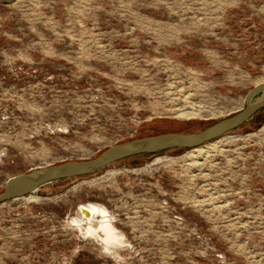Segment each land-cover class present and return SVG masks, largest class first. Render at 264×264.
<instances>
[{
  "label": "rangeland",
  "instance_id": "obj_1",
  "mask_svg": "<svg viewBox=\"0 0 264 264\" xmlns=\"http://www.w3.org/2000/svg\"><path fill=\"white\" fill-rule=\"evenodd\" d=\"M263 80L264 0H0V191L38 165L202 129ZM202 145L1 203L0 264H264V108ZM89 203L122 240L93 230L100 214L76 220Z\"/></svg>",
  "mask_w": 264,
  "mask_h": 264
},
{
  "label": "water",
  "instance_id": "obj_2",
  "mask_svg": "<svg viewBox=\"0 0 264 264\" xmlns=\"http://www.w3.org/2000/svg\"><path fill=\"white\" fill-rule=\"evenodd\" d=\"M264 108V80L245 95V106L196 131H170L134 137L107 146L98 155L38 165L8 177L0 191V204L38 189L40 186L72 176L94 173L111 163L142 153H155L175 147H195L238 128Z\"/></svg>",
  "mask_w": 264,
  "mask_h": 264
},
{
  "label": "bare ground",
  "instance_id": "obj_3",
  "mask_svg": "<svg viewBox=\"0 0 264 264\" xmlns=\"http://www.w3.org/2000/svg\"><path fill=\"white\" fill-rule=\"evenodd\" d=\"M202 113H203L202 109L199 107L197 108L182 107L178 110V114L182 116H192V115L202 114ZM196 150L203 151L205 150V147L204 145L201 144V145L191 148L190 152H193ZM164 159H165L164 155H157L154 158L153 162L162 161ZM80 211H81V218L76 219L78 222H80L85 216H87L89 219H93L98 214L101 215V218L97 221L98 223L96 224V226L93 227V230L95 232L103 231L104 234L106 235V243H109L111 241L116 242V241L122 240V237L119 235L120 234L119 231L115 228L113 220L110 217L108 213V209L106 207L104 208L99 205L97 206L95 204L89 203L87 205L81 206Z\"/></svg>",
  "mask_w": 264,
  "mask_h": 264
},
{
  "label": "trees",
  "instance_id": "obj_4",
  "mask_svg": "<svg viewBox=\"0 0 264 264\" xmlns=\"http://www.w3.org/2000/svg\"><path fill=\"white\" fill-rule=\"evenodd\" d=\"M245 124V123H244ZM244 124H242V125H244ZM241 125V126H242ZM240 127V126H239ZM134 138V137H133ZM129 139H132V138H128V139H126V140H129ZM126 140H123V141H126ZM181 148H189V147H185V146H182V147H175V148H170V149H181ZM104 150V149H103ZM102 150V151H103ZM166 150H169V149H166ZM166 150H162V151H166ZM150 154H152V153H142V154H138V155H134V156H132V157H137V156H139V155H150ZM135 161V160H134ZM103 169V168H102ZM101 170V169H100ZM99 171V170H98Z\"/></svg>",
  "mask_w": 264,
  "mask_h": 264
},
{
  "label": "crops",
  "instance_id": "obj_5",
  "mask_svg": "<svg viewBox=\"0 0 264 264\" xmlns=\"http://www.w3.org/2000/svg\"><path fill=\"white\" fill-rule=\"evenodd\" d=\"M262 109H263V108H262ZM259 111H260V110H259ZM259 111H258V112H259ZM258 112H257V113H258ZM257 113H256V114H257ZM256 114H255V115H256ZM255 115H254V116H255ZM254 116H253V117H254ZM250 119H251V118H250ZM250 119H249V120H250ZM249 120H248V121H249ZM248 121H247V122H248ZM162 132H170V131H162ZM162 132H159V133H162ZM153 134H157V133H153ZM148 135H151V134H148ZM141 136H142V135H141ZM143 136H144V135H143Z\"/></svg>",
  "mask_w": 264,
  "mask_h": 264
}]
</instances>
